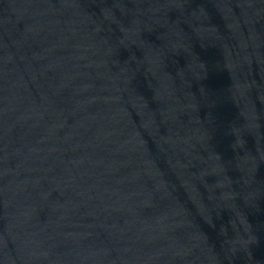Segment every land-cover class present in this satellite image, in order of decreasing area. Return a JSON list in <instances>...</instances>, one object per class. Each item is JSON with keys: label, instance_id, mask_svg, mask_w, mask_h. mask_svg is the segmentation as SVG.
I'll list each match as a JSON object with an SVG mask.
<instances>
[{"label": "water", "instance_id": "1", "mask_svg": "<svg viewBox=\"0 0 264 264\" xmlns=\"http://www.w3.org/2000/svg\"><path fill=\"white\" fill-rule=\"evenodd\" d=\"M0 264H264V0H0Z\"/></svg>", "mask_w": 264, "mask_h": 264}]
</instances>
